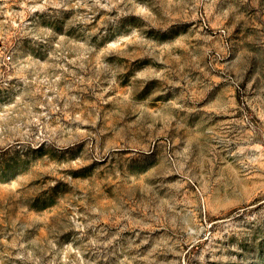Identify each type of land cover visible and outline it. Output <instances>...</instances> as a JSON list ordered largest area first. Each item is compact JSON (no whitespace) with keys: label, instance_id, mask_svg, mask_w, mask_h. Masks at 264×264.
Listing matches in <instances>:
<instances>
[{"label":"rangeland","instance_id":"374dc122","mask_svg":"<svg viewBox=\"0 0 264 264\" xmlns=\"http://www.w3.org/2000/svg\"><path fill=\"white\" fill-rule=\"evenodd\" d=\"M0 264H264V0H0Z\"/></svg>","mask_w":264,"mask_h":264}]
</instances>
